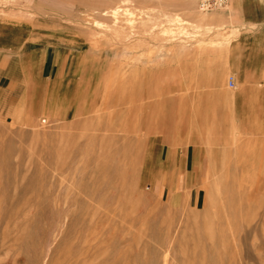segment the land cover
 <instances>
[{
  "label": "rangeland",
  "instance_id": "rangeland-1",
  "mask_svg": "<svg viewBox=\"0 0 264 264\" xmlns=\"http://www.w3.org/2000/svg\"><path fill=\"white\" fill-rule=\"evenodd\" d=\"M247 1L0 0V264H264Z\"/></svg>",
  "mask_w": 264,
  "mask_h": 264
},
{
  "label": "crops",
  "instance_id": "crops-1",
  "mask_svg": "<svg viewBox=\"0 0 264 264\" xmlns=\"http://www.w3.org/2000/svg\"><path fill=\"white\" fill-rule=\"evenodd\" d=\"M245 3L253 6V0ZM240 20L251 23L248 24L250 27L242 25L243 27L238 29L232 63L238 66L239 73L237 76H228L227 84L229 77H232L233 85L228 86L235 90V101L239 106L237 116L253 118V137L246 144H264V11L253 13L252 8ZM254 21L262 23L253 27ZM208 97L209 93L203 94L204 99Z\"/></svg>",
  "mask_w": 264,
  "mask_h": 264
},
{
  "label": "built area",
  "instance_id": "built-area-1",
  "mask_svg": "<svg viewBox=\"0 0 264 264\" xmlns=\"http://www.w3.org/2000/svg\"><path fill=\"white\" fill-rule=\"evenodd\" d=\"M228 0H198V7L200 10H209L214 7L224 5ZM229 86L233 85L232 77H229Z\"/></svg>",
  "mask_w": 264,
  "mask_h": 264
},
{
  "label": "bare ground",
  "instance_id": "bare-ground-1",
  "mask_svg": "<svg viewBox=\"0 0 264 264\" xmlns=\"http://www.w3.org/2000/svg\"><path fill=\"white\" fill-rule=\"evenodd\" d=\"M118 8V7H117ZM117 8L115 9V10H117ZM119 9V8H118ZM115 10H113V12H114V14L116 13V11ZM119 11V10H118ZM117 11V12H118ZM106 12V11H105ZM120 13V12H119ZM117 14V13H116ZM118 15V14H117ZM117 15H116V17H117ZM117 19V18H116ZM175 19V18H174ZM118 20V19H117ZM96 24L97 25H101L102 23L101 22H99V21H96Z\"/></svg>",
  "mask_w": 264,
  "mask_h": 264
}]
</instances>
